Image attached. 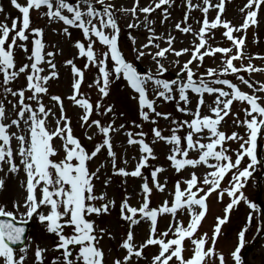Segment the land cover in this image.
Wrapping results in <instances>:
<instances>
[{
    "label": "snow or ice",
    "instance_id": "1",
    "mask_svg": "<svg viewBox=\"0 0 264 264\" xmlns=\"http://www.w3.org/2000/svg\"><path fill=\"white\" fill-rule=\"evenodd\" d=\"M175 3L176 0H150L141 7L140 0H134L128 8L113 0H10L19 16H5L0 22V173H4L0 193L6 190L8 178L17 177L22 194L0 202V264H28L30 250L33 264H245L242 249L254 213L260 217L257 231L264 232V206L259 200H250L244 191L258 169L261 175L254 186L258 195L264 191V157L258 153V149L264 151V145L259 143L264 140V82L251 79L254 73H264V67L252 63L254 59L264 61V55L246 52L247 30L259 24L264 0H247L240 9L244 16L238 26L222 18L226 0H182L186 11L182 20L174 24V30L191 34L193 40L190 47L180 49L174 46L176 36L171 32L157 34L152 27L155 21L150 19L160 10V22L165 23ZM194 9L203 14L201 19L193 17L198 29L188 23ZM210 9L216 11L211 20ZM4 11L0 7V13ZM32 12L46 25L60 24L54 31L74 50L60 67L56 57H63L64 49L58 43L46 42L45 27L33 26ZM129 15L132 19L128 29L143 25L148 33L146 42L139 47L136 38L127 33L132 60L121 47L120 18ZM218 29H223L222 36L231 42V47L209 43ZM161 42L166 46L161 47ZM218 54L221 61L217 67H205V59L215 60ZM185 55L189 58L181 63ZM145 58L151 63L141 68ZM77 61L83 63L78 65ZM60 68L69 74L70 94L66 99L81 110L78 119L85 138L93 141L97 134L102 137L91 149L74 134L65 97L50 92L51 83L60 79ZM93 70L95 74L87 87L96 90L94 103L82 91L86 73ZM21 77L23 86L18 85ZM117 82L130 90L129 100L135 102L140 121H131L139 131L126 132L127 144L137 146L140 154L131 171L117 166L110 135L125 129L123 123L114 127L117 115L125 113L117 114L115 104L105 103ZM242 86L249 91L242 90ZM206 96L212 98L211 102ZM45 97L57 108L58 115L44 103ZM169 103L184 118L158 110ZM234 103L242 105L239 112H243V119L232 111ZM230 114L233 125L244 128L243 135L221 130ZM94 115H110L111 120L105 124L91 119ZM53 116L54 127L49 119ZM160 119L167 121L166 129L159 126ZM145 123L152 125L150 142L146 140L149 133L143 131ZM93 127L96 133L88 135L87 130ZM157 143L166 146L168 167L180 176L170 190L168 178L160 180L167 169L150 165V161L158 159L154 149ZM232 143L237 145L235 149ZM102 150L110 158L113 175L141 179V199L136 206L129 203L128 194L117 206L106 191L96 193V181L105 165L101 163L95 169L90 165ZM149 167L150 178L142 172ZM109 183L106 178L104 187ZM154 193H167L169 198L154 206ZM225 195L229 201L223 215L214 218L211 235L201 233L210 198L215 196L217 202H223ZM241 203L250 211L237 233V243L227 253L219 251L222 227L230 222V214ZM114 209H118V222L126 225L116 243V254L112 249L106 252L101 245L105 237H116L97 224L98 218L110 216ZM165 216L169 222L161 230L159 221ZM181 216L187 217L186 222ZM33 222L43 234L52 237L50 248L34 243L28 235ZM142 224L147 225V231L137 242L135 230ZM150 248L154 251L149 255ZM49 251L58 255L48 258Z\"/></svg>",
    "mask_w": 264,
    "mask_h": 264
},
{
    "label": "rangeland",
    "instance_id": "2",
    "mask_svg": "<svg viewBox=\"0 0 264 264\" xmlns=\"http://www.w3.org/2000/svg\"><path fill=\"white\" fill-rule=\"evenodd\" d=\"M19 2L23 3L24 0H19ZM114 3H117L119 5H122L124 7H132V4L134 0H113ZM219 0H214V3H218ZM150 3V0H140V6L144 7L147 6ZM193 3H202V0H193ZM247 3V0H226L225 8L226 11L223 13L222 18L227 19L232 22L233 25H239L242 23L244 13L240 11L241 8ZM0 7H3L5 9L4 13H0V22H4V17L9 16L11 18H16L19 16V13L16 9L12 8L10 4V0H0ZM171 15L168 21L161 24L162 15L160 13V10H157V12L153 13L150 16V19L155 21V24L152 25V27L155 28L157 34H164L167 35V33L171 32L174 36H176V43L175 47L177 49L184 48V47H190L191 42L193 40V37L191 34L182 35L174 30V24L176 22H179L182 20L183 14L186 11V6L182 3V0H176V3L173 5L171 9H169ZM32 19H33V26H41L45 27V40L48 44H59L60 47L64 49V56H57L56 62L58 67H60L61 61L65 58L70 57L71 53L74 51L71 46L68 44L66 40H64L61 36L57 34V31L60 28V24L58 23H52L50 25H46V22L44 19L39 18L36 12H32ZM202 13L198 9H194L189 13V21L188 23L192 25L194 29H198L199 25L196 23V21L193 19L195 17L196 19L202 18ZM216 15L215 10H211L209 12V19H213ZM143 14H140V20H143ZM131 16H121L120 18V25H121V47L125 52V55L129 60L133 59V53L131 51V43L127 39V33H131L132 36L136 38L137 41V47H139L141 44L146 42V37L148 35L147 31L144 29L143 25L139 29H128L127 24L131 22ZM259 24L257 26L250 27L247 30L246 33V52L252 56L256 55H264V8L259 13L258 16ZM9 24L11 23V19L7 21ZM183 26V25H182ZM223 29L215 30V39L209 41L213 46H219V47H231V42L227 41L226 38L222 36ZM74 35L78 36V33L74 32ZM257 41V42H254ZM166 45L161 42V47H165ZM154 51V49H153ZM189 57L187 55L181 57V63H183L185 60H187ZM20 57H18V60ZM169 59H174V57L169 56ZM221 61V55L218 54L215 58V60L206 58L205 59V67H217V65ZM78 65L82 64L83 61H77ZM150 59L145 58L143 62L139 65L141 68H146L150 65ZM237 66H239V62H235ZM245 64L248 63L247 60L244 61ZM252 63L257 67H264V61L254 59ZM171 71V69H170ZM95 74V70L87 72L86 73V80L85 84L82 86V91L85 93H88L91 97V100L93 103L97 99V93L95 89H89L87 87V84L91 82L93 79V76ZM246 78L247 74H245ZM229 79H233L232 77H229ZM252 80H255L257 82H264V73H254L251 76ZM25 83L24 78L21 77L18 81L19 86H23ZM17 85H14L16 87ZM242 90L249 91L246 86H242ZM50 92L52 94L61 95L62 97H65L64 104L66 108L67 115L71 118V123L73 127L74 134L82 141V143L88 148L91 149L93 144L96 142H100L102 137L97 134L94 136L93 141H89L85 138V129L80 127L79 124V115L81 114V110L74 106L71 102H69L66 97L70 94V88H69V74L66 69L60 68V79L59 81H55L51 83ZM129 94L130 90H128L126 87H122L119 82H117L116 85H113L112 91L110 93V97L106 98L105 103H113L115 104V111L117 114L120 112L125 113L124 116L117 115L115 119V125L114 127H118L121 123L125 124V129L119 131L110 133L112 136V143L113 148L116 153L117 157V166L118 167H126L127 170L131 171L134 169V166L137 162V159L139 158V151L137 146H129L127 144V131L136 132L140 129H136L132 127L131 121L136 120L137 122H140L136 113V105L134 101L129 100ZM11 99V97H9ZM211 97L206 96V100L208 102H211ZM44 103L48 105L49 107H52L53 112L57 113L58 110L56 107L52 105L48 97L44 98ZM242 107V105L238 103H234L232 111L238 112L240 119H243V112H239V109ZM159 111L162 112H171L173 116L176 118H184L181 113H178L175 111L174 105L169 104H162L159 108ZM205 112H207V109H205ZM50 125L54 127V120L56 119V116L50 117ZM91 119H100L102 123H108L111 120V116H96L94 115ZM233 116L230 114L228 117L225 118V121L222 123V129L226 133L230 134L232 131H237L241 135L244 134V128L242 127H236L232 123ZM159 126L161 128L167 127V121L160 119L158 121ZM152 125L145 123L143 126V131L146 133H149V136L146 138L148 142L151 141V134H150V128ZM15 130V129H13ZM96 129L93 127L91 129L87 130L88 135H93L96 133ZM165 134H167V131H165ZM59 143V141H57ZM231 143V142H230ZM259 143L261 145H264V140H260ZM231 147L235 149L237 145L235 143L231 144ZM155 154L157 155L158 159L155 161H150V165L160 166L163 165L167 170L165 173H163L160 176L161 182L165 179V177L168 178V188L171 189L174 181L178 178H180L179 174L175 173L168 167V162L165 159V155L167 153V148L162 143H157L154 145ZM258 153L261 157H264V151H261L258 149ZM109 159L106 155V151L102 150L100 154L94 160L91 162V168L95 169L98 165L103 163L105 165L104 168L101 169L100 179L96 181V193L100 194L101 192L106 191L108 198H115L117 206L121 202L122 197L125 194H128L130 196L129 203L133 206H136L141 199L140 194V184L141 179L140 178H133V177H122L118 175H113L111 170V165L109 163ZM124 160H127L128 163L125 165L123 163ZM150 171L151 167L147 169H142V172L144 176H148L150 178ZM200 172H203V169L199 170ZM260 170L258 169L257 173L254 174V178L249 181L248 186L245 188V194L248 196L250 200L256 201L257 200V191L255 189V179L260 175ZM188 173L185 172L184 176H187ZM4 173H0V177H3ZM110 179V183L105 188L103 181L105 179ZM226 186V185H225ZM261 188L264 189V180L261 182ZM22 194V190L19 186V178L17 177H10L6 181V190L3 193H0V202L3 201H10L11 199H14ZM167 193L165 194H159L154 193L152 197V204L158 205L162 200L168 199ZM229 198L225 195L223 202H217L216 197L213 196L209 200V206L210 210L206 216V219L202 223V228L200 229V232L203 233L205 231L209 232V235H211V230L213 228V225L215 223V217L216 216H222L223 215V207L228 203ZM261 205L264 206V191H261ZM215 208V209H214ZM117 211L118 209H114L112 214L110 216H105L97 219V224L102 227L108 229L113 236L116 237L115 240H110L108 237H105L101 241L102 247H104L105 251L107 252L109 249L113 250V254H116V243L120 239V237L124 234L126 225H121L118 222L117 217ZM250 210L247 209L246 205L241 203L237 209H235L230 214V222L227 223L222 227L223 235L219 238L218 241V250L223 251L225 253L229 252L230 250L234 249L236 243H237V233L238 231L245 225L246 223V215ZM254 220L253 223L250 225L249 230L246 232V246L249 245L259 234L264 232H258L257 228L260 226V217L259 214L254 213ZM181 220H185L186 216H181ZM169 222V217L165 216L160 219L159 221V227L161 230H163L167 223ZM136 241L139 242L142 237L146 234L147 231V225L142 224L140 227L136 228ZM33 238L34 243H39L41 247L47 246L51 247L53 244L52 237L46 236L42 233L41 229L33 222L32 226L29 229V234ZM245 246V247H246ZM244 249H242L243 251ZM154 251V249H148L147 253L150 255L151 252ZM55 255H58V253H53L49 251L46 253V256L48 258H51ZM187 255V253H186ZM111 257H109L110 261ZM245 260L248 264H264V237L261 241L256 243L255 245L248 248L245 252ZM28 264H33V256L31 250L28 253Z\"/></svg>",
    "mask_w": 264,
    "mask_h": 264
},
{
    "label": "water",
    "instance_id": "3",
    "mask_svg": "<svg viewBox=\"0 0 264 264\" xmlns=\"http://www.w3.org/2000/svg\"><path fill=\"white\" fill-rule=\"evenodd\" d=\"M260 175H261V174H260ZM260 195H261V192H260L259 195H258V200H260ZM262 210H263V209H262ZM262 237H263V234L260 235V236L258 237V239H257L254 243H252L249 247H247V249L250 248L251 246L255 245L257 242H259V241L262 239ZM247 249H246V250H247ZM245 252H246V251H244V253L242 254L243 258H244Z\"/></svg>",
    "mask_w": 264,
    "mask_h": 264
},
{
    "label": "bare ground",
    "instance_id": "4",
    "mask_svg": "<svg viewBox=\"0 0 264 264\" xmlns=\"http://www.w3.org/2000/svg\"><path fill=\"white\" fill-rule=\"evenodd\" d=\"M215 209V208H214Z\"/></svg>",
    "mask_w": 264,
    "mask_h": 264
}]
</instances>
